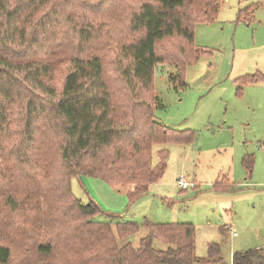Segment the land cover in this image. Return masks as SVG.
Wrapping results in <instances>:
<instances>
[{"label": "rangeland", "instance_id": "1", "mask_svg": "<svg viewBox=\"0 0 264 264\" xmlns=\"http://www.w3.org/2000/svg\"><path fill=\"white\" fill-rule=\"evenodd\" d=\"M11 1L26 38L33 40L26 48L28 55L17 53V59L48 58L53 69L50 83L61 87L67 56L79 47L76 31L90 25L89 43L103 57L110 87L122 96L125 85L119 66L125 60L110 40L131 30L128 23L136 0ZM194 42L211 53L184 67L185 84L171 78L180 72V65L173 62L156 64L153 73L156 118L167 126L190 129L194 140L155 143L152 165L160 159L158 150L165 148V171L133 200L127 192L132 184L121 187L91 174L72 176L71 189L82 202L92 199L100 206L105 213L98 218L137 222L139 230L128 236L135 246L148 232L147 221L191 222L199 257L194 264H233L234 252L264 248V0H221L215 19L195 23ZM253 74L259 78L244 80L243 76ZM121 96L118 100L125 99ZM17 119L11 127L20 125ZM52 128L47 117L38 118L39 144L33 149L37 166L24 170L8 153L21 139L17 129L0 140V241L12 246L15 262L21 258L26 264L24 244L47 239L41 231L45 222L35 215L65 211L50 179L45 182V212L35 210L27 194L28 188L35 190L44 183L49 168L60 163L59 141ZM246 153L255 156L251 173L243 164ZM181 174L196 185L181 188L176 181ZM9 196L20 203L17 211L9 208ZM65 236L67 231L59 233L60 243H65ZM154 244L168 245L158 239ZM214 244L218 250L210 253Z\"/></svg>", "mask_w": 264, "mask_h": 264}, {"label": "trees", "instance_id": "2", "mask_svg": "<svg viewBox=\"0 0 264 264\" xmlns=\"http://www.w3.org/2000/svg\"><path fill=\"white\" fill-rule=\"evenodd\" d=\"M136 1L129 33L110 40L116 48L118 45L119 55L125 60H120L119 66L125 99L118 100L121 94L108 83L99 49L89 43L90 25L74 29L79 47L67 56V71L59 87L50 83L53 69L48 58L17 59V53L28 55L26 48L33 40L26 38L28 33L18 23L19 11L12 1L0 0V140L17 129L21 139L8 153L22 169L37 166L33 149L39 144L38 118L52 121L53 136L59 141L60 163L49 168L44 183L35 190L28 188L27 194L34 209L45 212V182L50 179L52 190H58L62 197L65 211L52 212L47 217L35 215L44 220L41 231L47 239L24 244L26 264H194L199 260L193 223L147 221L148 232L135 246L128 236L139 230L137 222L114 216L98 218L105 213L100 206L92 199L82 202L71 189L72 176L91 174L121 187L132 184L127 192L133 200L146 193L165 171L168 150H158L160 159L152 165L153 145L195 138L190 129L167 126L156 118L158 96L153 73L156 64L173 62L180 65V72L171 78L185 84L184 67L211 53L208 48L196 46L195 23L215 19L221 0ZM243 77L252 81L259 75ZM16 117L20 125L13 128ZM254 161L252 153L243 157L250 173ZM40 169L44 170V166L40 165ZM6 202L12 211L20 208L13 196ZM64 230L68 237L60 243L59 233ZM155 239L168 245L157 247ZM214 246L210 253L218 250ZM263 261L264 248L233 253V264ZM0 264L24 263L21 258L15 262L12 246L0 241Z\"/></svg>", "mask_w": 264, "mask_h": 264}, {"label": "built area", "instance_id": "3", "mask_svg": "<svg viewBox=\"0 0 264 264\" xmlns=\"http://www.w3.org/2000/svg\"><path fill=\"white\" fill-rule=\"evenodd\" d=\"M176 181L181 188H188L189 186L196 185L193 181H189L184 174L179 175ZM234 233H236V231H234Z\"/></svg>", "mask_w": 264, "mask_h": 264}]
</instances>
